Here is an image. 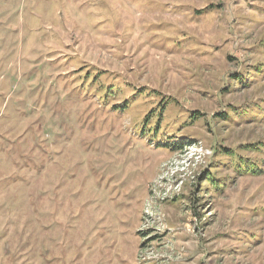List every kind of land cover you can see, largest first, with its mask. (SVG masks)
Here are the masks:
<instances>
[{
  "label": "rangeland",
  "instance_id": "374dc122",
  "mask_svg": "<svg viewBox=\"0 0 264 264\" xmlns=\"http://www.w3.org/2000/svg\"><path fill=\"white\" fill-rule=\"evenodd\" d=\"M0 264H264V0H0Z\"/></svg>",
  "mask_w": 264,
  "mask_h": 264
},
{
  "label": "trees",
  "instance_id": "16d2710c",
  "mask_svg": "<svg viewBox=\"0 0 264 264\" xmlns=\"http://www.w3.org/2000/svg\"><path fill=\"white\" fill-rule=\"evenodd\" d=\"M246 84V83H244ZM247 173L253 174V175H257L258 173H260V169L255 168L252 166V164H245V169H244Z\"/></svg>",
  "mask_w": 264,
  "mask_h": 264
}]
</instances>
